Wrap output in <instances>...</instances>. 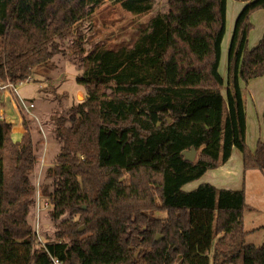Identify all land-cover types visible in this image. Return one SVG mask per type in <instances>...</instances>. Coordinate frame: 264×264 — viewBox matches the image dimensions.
Returning a JSON list of instances; mask_svg holds the SVG:
<instances>
[{"label":"trees","instance_id":"16d2710c","mask_svg":"<svg viewBox=\"0 0 264 264\" xmlns=\"http://www.w3.org/2000/svg\"><path fill=\"white\" fill-rule=\"evenodd\" d=\"M105 1L0 0V81L18 86L36 68L68 61L85 91L75 114L56 107L42 123L23 113L16 142L0 105V264H235L239 255L242 264H264V246L244 244V187L183 190L233 150L244 174L264 171V140L254 151L247 145L241 86L264 77V34L248 48L264 0H235L244 5L225 78L227 0H168L130 44L87 53L85 25ZM112 1L134 16L156 5ZM191 150L193 162L183 155ZM37 189L53 226L48 239L40 230L43 246Z\"/></svg>","mask_w":264,"mask_h":264},{"label":"rangeland","instance_id":"374dc122","mask_svg":"<svg viewBox=\"0 0 264 264\" xmlns=\"http://www.w3.org/2000/svg\"><path fill=\"white\" fill-rule=\"evenodd\" d=\"M167 4L168 0H156V5L149 14L145 16H134L124 11L120 4L112 0L105 1L95 10L92 20L85 25L87 53L94 47L113 48L118 44H130L135 38L136 30L139 27H148L154 16L164 15L167 12ZM243 5V3L235 0H228L227 3L226 33L222 43V54L219 64V74L223 78L226 77L227 55L234 23ZM263 13L264 11L262 10L253 15V30L250 32L248 38L249 48L253 47L252 44H254L255 38L259 36L264 29ZM81 75L82 71L68 61H62L60 64H57L56 68L53 70L44 67L36 68L29 81L17 86L16 94L11 91L4 93L0 91V102L2 103V105L1 103L0 105L2 107L4 106V110L6 111V121L9 122L12 120L9 118L25 113L30 120H35L37 122V119H39L42 123H45L44 119L40 116L39 106H41L42 110H46L45 116L49 115L52 109L56 107L61 110L67 109L69 113L75 114L76 107L85 99V91L76 81ZM56 77H59L58 81H55ZM39 87L41 89H39ZM77 89H81V91L78 92L79 100H76ZM248 93L249 92L245 91L246 97ZM20 100H24L28 108L30 104H34V108H29L30 112H25L24 108L19 103ZM13 122L14 123H11L12 127H14L15 120ZM259 131H261V128ZM248 137V146L252 148V132L250 135L248 131ZM258 141H261L259 135L257 142ZM45 143L46 141L44 140L42 144H40L41 156L38 159L40 166L43 164ZM54 143L50 142V148L55 147ZM237 154L240 156V153L235 151L231 157L230 164L233 168L229 172H234L233 175L235 176L237 174V177H239V189L242 187L245 189L248 208L244 212V230L247 232L244 244L257 247L264 246V171L251 170L246 171L245 174L242 173L241 167L238 166V164L237 167H235ZM223 173L227 174V171ZM37 193L34 221L39 228L36 230L38 234V245L43 246L45 240L39 235L40 230L44 232L45 238L48 239L52 237L53 226L49 222L47 216V210L49 208L48 200L40 196L39 189H37ZM232 249V252L236 250L235 245L232 246ZM235 264H242V255H239Z\"/></svg>","mask_w":264,"mask_h":264},{"label":"crops","instance_id":"0c3cea01","mask_svg":"<svg viewBox=\"0 0 264 264\" xmlns=\"http://www.w3.org/2000/svg\"><path fill=\"white\" fill-rule=\"evenodd\" d=\"M227 3H228V0H227ZM253 15L251 17V23H252ZM263 34H264V29L259 34V36H257L255 38L254 44H252L253 47L258 44V42L262 38ZM253 47H251V48H253ZM248 48H249V46H248ZM58 79H59V77H56L55 81H58ZM241 86L245 89V91L249 92L248 93L249 96L247 95V97H246L247 138H249L248 137V131L250 132V135L252 132L253 147L252 148H251V146L250 147L248 146V147L251 151H254L256 144H257L258 135L260 136V140H264V133L262 130V116L264 114V77L251 80L248 82L247 85H244L243 83H241ZM39 89H41V88L39 87ZM79 91H81V89L76 90V100H79V98H78V92ZM4 92H6V91H2L1 93H4ZM1 105H2V103H1ZM70 106H72V105H70ZM1 109L3 110L5 117H6V111L4 110V106ZM38 109L40 111L41 118L45 120L48 116V115L45 116L46 110L45 111L42 110L41 106H39ZM9 119H12L9 121V123H14L13 121L15 120L14 127H12V139L15 142L19 141L25 132L24 127L22 125V115L18 114L16 117H11ZM249 128H250V130H249ZM260 128H261V131H259ZM34 139L36 140L37 137L34 136ZM247 145H248V143H247ZM45 148H46V143H45ZM50 149H51V153H53L55 151L54 147H51ZM235 151H237V150L232 151L231 157L235 153ZM44 152H45V150H44ZM231 157L225 165L221 166L220 168H218L216 170L207 172L200 180L185 186L183 188V190L189 192V191L196 189L201 184H210V185H213L217 189L240 190L239 189V177H237V174H236V176L233 175L234 172H229L233 168V166L230 164ZM43 160H44V154H43ZM237 164H238V166L241 167V171L243 173L241 154H240V156H239V154H237V160L235 161V165H236L235 167H237ZM224 171H227V174H224L223 173Z\"/></svg>","mask_w":264,"mask_h":264},{"label":"built area","instance_id":"2783aa9c","mask_svg":"<svg viewBox=\"0 0 264 264\" xmlns=\"http://www.w3.org/2000/svg\"><path fill=\"white\" fill-rule=\"evenodd\" d=\"M0 91L2 92V91H6V92H9V91H11L12 93H17V86H15V85H13L12 83H10V82H2V81H0ZM20 104H21V106L24 108V110H25V112H30V109L29 108H31V109H33L34 108V105L33 104H30L29 105V108H28V106H27V104L25 103V101L24 100H20V102H19ZM36 230H38V226H37V224H36ZM55 264H57V262H55Z\"/></svg>","mask_w":264,"mask_h":264},{"label":"water","instance_id":"95a60500","mask_svg":"<svg viewBox=\"0 0 264 264\" xmlns=\"http://www.w3.org/2000/svg\"><path fill=\"white\" fill-rule=\"evenodd\" d=\"M183 155H184L186 160L193 162L195 160V157H196V151L191 150L188 152H184ZM82 230H83V228L80 229V231H82ZM156 240H158V241L161 240V236L157 235Z\"/></svg>","mask_w":264,"mask_h":264}]
</instances>
